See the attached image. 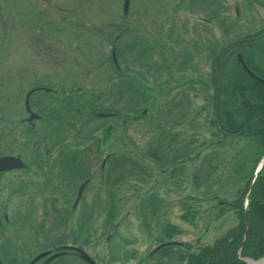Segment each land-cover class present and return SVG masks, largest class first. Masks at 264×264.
Segmentation results:
<instances>
[{
  "label": "rangeland",
  "instance_id": "374dc122",
  "mask_svg": "<svg viewBox=\"0 0 264 264\" xmlns=\"http://www.w3.org/2000/svg\"><path fill=\"white\" fill-rule=\"evenodd\" d=\"M124 3L0 0V114L9 120L0 123V148H27L18 120L29 101L60 106L54 96L35 99L42 84L69 95L70 106L79 108L72 111L77 123L68 125L72 112L62 113L58 137L90 144L95 157L89 181L81 178L72 188L82 186L79 205L83 200L90 207L78 223L80 206L67 224L51 226L55 215L47 217L46 237L26 228L27 254L46 249L49 240L69 243L78 235L96 264H186L190 254L240 223L231 203L252 174L256 149L243 136L221 139L212 121L209 73L214 47L264 28V0H161L157 6L130 0L127 13ZM96 106L101 109H91ZM40 126L36 141L60 139L42 134ZM59 183L51 181L50 188L61 190ZM64 204L56 202L59 209ZM166 241L185 246L150 254ZM79 259L90 264L82 254ZM36 264L82 263L59 256Z\"/></svg>",
  "mask_w": 264,
  "mask_h": 264
},
{
  "label": "flooded vegetation",
  "instance_id": "af4514ba",
  "mask_svg": "<svg viewBox=\"0 0 264 264\" xmlns=\"http://www.w3.org/2000/svg\"><path fill=\"white\" fill-rule=\"evenodd\" d=\"M159 1L161 0H153V3L157 6ZM197 81L201 84V78H197ZM203 81L205 82V79H203ZM40 87L42 92H35V94L39 95V97L35 98L36 100L51 99V97L54 96V99L59 101L60 106L49 105L45 102L39 103L38 105L36 102L32 104L29 101L33 111H30V107L27 108L25 106L26 108L23 109L21 118L18 120L25 128L23 136L26 137L28 141L23 144V149H25V147L27 148L24 152L14 151L9 145L0 148V158L10 157L13 159V163H17L14 167L7 168L0 165V264H7V261L9 262L8 264H17V261L20 259H27L29 264L47 251H51V255L58 253L56 248L62 246H66L67 248L59 251V254H61L60 257L76 258L82 264H86L79 259V257L81 258L79 250L84 251V248L83 245H78L77 243L79 239L78 235L68 238L70 239L69 243L60 241L52 242L49 240L48 243H46V249L39 250L33 255L31 252L29 254L25 252L27 241L22 233L26 231V228L32 229L30 232H34L38 237H41L43 233L46 237L47 217H51L52 214L55 215L54 221L50 224L51 226H58L65 222V224H67L70 220L68 218L69 215L73 214L77 206H80L81 211L76 214L75 221L76 223L79 222L78 219L80 214H84L85 208H88V206L90 207V205L86 207L83 200L81 205H79L80 199L78 196L83 190L81 188L82 186L79 190L77 189V191L72 188L73 186L75 187L76 181L81 178H85L86 181H89L90 166L95 160L94 156H90V144L81 145L84 144L83 141L64 140L67 138L66 134L62 136L60 134L58 137V127L64 126L65 122L63 121L64 115L62 116V113L72 112L74 111L73 109L79 111V108H72V106H70L72 102L68 99L69 95L63 97L61 90L59 94V92L46 90L49 87V89H52L51 86L47 87L41 84ZM31 95L32 94H30V96ZM32 114H34V118L31 120L30 115ZM74 114L77 115V113L72 112L71 120H67L68 125L72 122L77 123ZM2 116L3 114H0V123H7L9 121L8 118L4 119ZM125 121H127V118H125ZM40 125L44 126L43 130L48 131L42 130V134L45 132L51 137L49 133L55 132L57 138L60 139L53 142H46L48 141L47 138H44L42 140L43 142L36 141L38 138H35V135L39 133V129L41 130ZM72 131L73 130H71V133ZM2 134L3 132L1 133L3 138L4 134ZM11 136H13V132H11ZM33 137L35 138L32 142L34 146L31 147L29 144ZM2 142L3 141H1L0 144ZM53 153H55V156H52ZM17 172L22 173L23 176L33 178L35 182L23 178L21 174L17 176L16 179L22 182H16L14 175ZM54 173L56 175H53ZM51 181H61V183L58 184L61 190L50 188L49 183ZM58 195L63 196L64 199H59ZM74 196L75 199L72 201ZM88 198H90L89 193ZM58 200L65 203V208L59 209V206H56ZM68 208H71L72 211ZM49 210H51V212ZM62 213L64 216H61ZM89 221L90 216L88 215L86 223H89ZM77 228L76 225L75 229ZM37 231L39 234H37ZM87 242L89 243L90 241H83L82 244H87ZM49 257L50 255H46L37 260L34 264L41 259L48 261Z\"/></svg>",
  "mask_w": 264,
  "mask_h": 264
},
{
  "label": "trees",
  "instance_id": "16d2710c",
  "mask_svg": "<svg viewBox=\"0 0 264 264\" xmlns=\"http://www.w3.org/2000/svg\"><path fill=\"white\" fill-rule=\"evenodd\" d=\"M212 50L214 61L209 77L210 85H214L211 95L213 124L222 140L243 136L253 141L256 150L252 167L255 169L264 155V28L248 38L237 39L226 47H214ZM238 55H241L247 69L238 62ZM233 59L237 62L235 67H231ZM201 83L206 86V79ZM251 176L247 178L240 196L231 203L240 219L238 227L212 246L190 254L186 264H244L236 257V250L244 237L243 202ZM170 246L161 251H167ZM241 255L253 259L264 255V167L251 190L248 239Z\"/></svg>",
  "mask_w": 264,
  "mask_h": 264
},
{
  "label": "water",
  "instance_id": "95a60500",
  "mask_svg": "<svg viewBox=\"0 0 264 264\" xmlns=\"http://www.w3.org/2000/svg\"><path fill=\"white\" fill-rule=\"evenodd\" d=\"M129 5H130V0H125V3H124V13H127L128 11V8H129ZM239 60L243 63L242 61V58L241 56H239ZM244 64V63H243ZM12 158L10 157H6V158H0V165L1 166H4V168H7V167H14V165H16L17 163H13L12 162ZM264 164V156L262 157V159L260 160L259 164H258V167L256 168V171L254 173V176H253V179L250 183V186H249V190L250 188L252 187L262 165ZM11 165V166H10ZM247 197H248V194H247ZM247 209H246V222H245V234H244V240H243V243L241 244V246L238 248L237 250V257L239 260H241L242 262H244L245 264H264V256L258 260H253V259H250V258H243L240 256V251L242 249V247L244 246L246 240H247ZM163 245L159 246L157 249H159L160 247H162ZM45 254H42L40 256H38L37 258H35L32 262H30V264H34L37 260H39L41 257H43ZM83 257L90 263V264H95V262L93 261L92 258H89L85 253H83Z\"/></svg>",
  "mask_w": 264,
  "mask_h": 264
}]
</instances>
